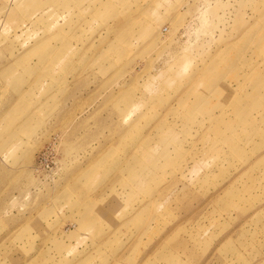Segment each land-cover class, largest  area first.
Masks as SVG:
<instances>
[{
	"label": "rangeland",
	"instance_id": "1",
	"mask_svg": "<svg viewBox=\"0 0 264 264\" xmlns=\"http://www.w3.org/2000/svg\"><path fill=\"white\" fill-rule=\"evenodd\" d=\"M0 264H264V0H0Z\"/></svg>",
	"mask_w": 264,
	"mask_h": 264
},
{
	"label": "crops",
	"instance_id": "2",
	"mask_svg": "<svg viewBox=\"0 0 264 264\" xmlns=\"http://www.w3.org/2000/svg\"><path fill=\"white\" fill-rule=\"evenodd\" d=\"M6 130H7V128H6Z\"/></svg>",
	"mask_w": 264,
	"mask_h": 264
}]
</instances>
